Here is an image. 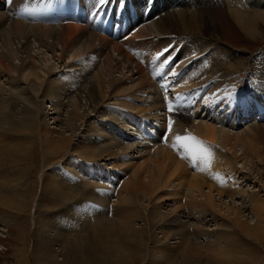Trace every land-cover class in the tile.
I'll list each match as a JSON object with an SVG mask.
<instances>
[{
	"label": "bare ground",
	"instance_id": "6f19581e",
	"mask_svg": "<svg viewBox=\"0 0 264 264\" xmlns=\"http://www.w3.org/2000/svg\"><path fill=\"white\" fill-rule=\"evenodd\" d=\"M5 1L0 0L1 8L2 5H5ZM153 1H151L154 3L153 7L162 2L161 0ZM227 1L232 21L241 30L245 31L247 35L256 38L264 32V0ZM32 2L34 3V0ZM214 2L217 3V1ZM71 3V1H67V9L71 7ZM30 4L32 5V3ZM61 4L60 2V5H57L58 9L56 6L52 7L51 13L53 15L57 14L58 16L59 14L64 17L65 13L61 10ZM26 5V0H11L8 11L0 14V36H7L8 39L11 37L26 39L28 28H30V30L32 29L41 36L39 45L47 46L51 38L52 43H54V45L51 44L52 47L60 45L62 52L68 46H78L76 52L69 55L71 59L77 57V55L79 56L82 52H91L98 45L104 46L109 43V40L101 36L93 27L89 24L85 25L87 21L84 20V13L89 6L86 2L83 5L81 0H75L73 6L77 5L78 9L74 8L73 10L76 22L70 21L65 25L60 24V26L49 27L27 22L25 18L29 19L30 14L38 13V15L33 16L35 18L41 14L37 12V7H32L34 10L32 13V11L30 12L31 6L25 9ZM40 6L42 5H39V8ZM206 11L191 9L168 14L153 23V27L150 29L155 31V33L157 32L161 37H166L169 33L189 36V43H192L196 48L197 46L200 49L202 48V50L204 47H209L211 43L214 44V49L210 53L212 56H207L205 59L209 63L208 68L203 65V62H200L201 64H198L199 68L197 69L198 75H195V77H204L205 80L195 83V79L190 78L186 81L193 85L200 84L201 87H204L206 82H213V87L216 88V91L211 92V95L217 94L215 97L217 98L216 101H213L215 106L216 103H222L229 95L236 94L234 88H237V86L232 85L230 87V85L233 81H237L236 75L239 74V71L243 69L254 71L251 68V63L248 62L249 58L246 56V59H244L245 54L226 45L217 31L219 28L218 21L213 18L214 15L212 16ZM13 13L17 15V19L13 16ZM155 13L153 12V14ZM30 19L33 20L32 18ZM127 26L129 29L131 28V24ZM138 35L141 37L146 36L147 38L149 34L140 31ZM203 35L209 36V40L213 39L214 42H207L208 38ZM45 36H49L48 38L46 37L47 41ZM159 39L156 40L161 43ZM147 41L145 40L144 43L146 44L151 40ZM25 42L27 46L29 39H26ZM46 42L49 43L46 44ZM5 43L3 44L4 46L6 45ZM161 44L163 47L161 49H166L169 46V44L164 42ZM23 46L25 45L23 44ZM112 49L122 55L121 61L128 63L131 59L129 53L124 52L123 44L113 45ZM129 49L132 51L130 47ZM159 51L160 49L157 52ZM135 52L136 49L134 54ZM138 56L141 59L146 58L139 53ZM156 57L158 56L156 55ZM7 60L8 57L5 52H0V63L4 66V69L0 68V78L4 76L3 73L5 74L6 71L10 70V65L6 66L4 63ZM107 60V63L112 62L111 58ZM161 60H158V63ZM168 60L170 61L169 67L174 65V57L172 58L170 55ZM151 62H149V65L143 64L141 61L133 64L134 72L136 70L135 75H137L138 86L148 89V98L144 101V107L133 106V104L130 106L131 104L126 105L127 102L125 103L126 108L136 110L134 112L135 116L130 114L128 116L122 113L123 111L118 112L116 107L112 110V106L103 105V98L106 93H104L101 82V74L95 79L88 73L80 75L79 78H83V80L77 84L74 83L75 80L73 78H68L64 83L55 87L52 86V83L48 84L49 86L43 85L39 101H34L31 96L24 98L15 91L9 92L7 85L2 83L0 79V204L8 205L12 197L18 196L20 190H17L12 184L15 181V179L12 181L15 176L9 179V173L13 169H18V171L31 170L27 163L33 158L36 151H39L36 147V139L41 134L40 137L43 142L41 146L45 157L44 166L50 163L47 154L57 157L65 154L67 162L63 160L67 165L71 166V172L75 173L72 174L67 171L61 176L58 172L51 171L44 179L41 178L43 179L41 197L45 200V203L52 205L51 207H56L61 203L65 204L64 208L53 209L54 211L48 212L42 220L47 224L48 231L43 229L46 234H38L35 246L46 264H129V261L136 254L147 259L148 264H251V262H253L252 264H260L264 261V256L261 255L262 252L257 246L260 244L262 248L264 247V197L257 192L251 195L250 205L257 220L253 224L248 223L247 214H245L243 206L236 205L238 202L235 195L240 193L241 189H239L238 184L227 183L224 169H230L228 173L236 170L235 165H237L239 157L243 159L242 162L244 161L245 165L249 164L250 154L254 151H257L254 156L260 162L264 161V124L256 123L249 126L253 128L252 131L255 137L251 132L248 133L243 130V132H233L232 128L219 125V121L225 120L227 117L232 119L233 125L237 124L236 120L239 114L230 113L231 103L227 110L219 107L221 109L219 114L214 110V118L210 117V119H204L203 121L200 119L201 122H197V124L191 122L192 125H189L191 120L189 111L183 106V103L173 102L169 105L166 97L162 95L159 89L160 82L154 79L155 76H151ZM117 63H120V61H117ZM108 65L110 66V64ZM109 66L108 69L110 68ZM105 68L107 67L105 66ZM180 68L183 72L187 66L181 65ZM188 68L190 67L188 66ZM158 72H160L159 69ZM166 72L165 69L163 71L165 73L164 76L167 75ZM163 73H160L159 76ZM167 73L169 74V72ZM132 75H134L133 72ZM256 75L258 76L256 80L260 81L261 84H258V87L254 84V89L257 92V88L262 87L259 93L257 92L260 95H258V100L253 105L247 106L246 104V107L243 108L244 112L250 113L248 115L251 118L250 121L254 120L251 117L252 114L255 115L257 112V116L260 118L264 117V58L260 72L258 71ZM227 79L231 83L229 86H224V80ZM185 82L182 79L174 82L175 92L179 91L178 88L185 86L187 83ZM75 84L78 85V88H76L78 89L77 97L68 109L67 118H62L61 110L65 105L64 98L72 92ZM113 86L111 88L118 94L121 89H117L115 85ZM239 95L241 96V93H238ZM220 97H223L220 100L222 102H219ZM228 98L230 99V97ZM187 101V103L194 105L198 110L202 104H205L204 102L194 103L192 95L187 97ZM206 101L208 102V98ZM43 102H53V107L49 114L54 116L50 118H54L52 123H63V125H60L62 130L55 128V126L56 130H54V128L51 129L50 124L46 125L47 121L44 122L46 117H43L45 112L43 113L42 110ZM124 102L122 101V103ZM247 107L253 109L254 112L249 111ZM162 111L164 112L162 113ZM93 112L97 119L100 118L98 120L100 122L98 124H95V122L92 124L86 123L88 116ZM115 113L116 115L114 116ZM137 114L140 115V118L136 116ZM248 121L249 119L246 120V122ZM85 123L87 126L85 141L90 145L88 150L72 146V140L77 136L76 132ZM121 125L126 130L130 127L128 130H132V132L129 133L139 141L136 146L137 151H141L143 156H147L141 164L139 163V166L133 169L132 163L122 158V155L127 154L134 146L132 143L125 144L120 140ZM170 125V132L167 134L166 132ZM174 127H178L181 132H178ZM187 130L189 132H186ZM177 138L178 140L176 141ZM192 138L197 144H203L207 148L206 151H201L200 154L191 157L192 155L188 153L184 141L188 139L196 143ZM209 148L210 150H208ZM71 152L78 153L76 155L79 158H86L88 162L95 161L98 157L105 155L109 156V159H117L115 166L121 168L124 175L128 174V177L120 186L118 185L120 181L118 174V176H113L114 178L112 179L114 180H109L108 178L110 177H103L100 174L99 178L101 177V179L97 178L98 176H94L96 179L101 180L102 183L96 181V183L89 184L86 183L88 179L83 182L82 176L85 177L87 169L81 166H78V168L74 165V161H76L74 159L75 154ZM231 154H233L234 158H231ZM29 164L31 165L32 163ZM17 177L19 178L20 176ZM91 179L92 177H90V181H94ZM16 181L19 180L16 179ZM18 184L16 183L15 186ZM168 186H171V192L160 191ZM1 191H5L7 196L2 194L3 192ZM216 195H218V198ZM20 196L22 194L19 195V198ZM112 196H116V199H111L117 202L113 204L114 206L111 209L108 197ZM225 196L233 200L234 203L231 202L233 204L230 205V203L228 204L227 201H224ZM183 197L186 198L185 203H181ZM156 200L164 202L170 200L175 202V204L173 206L171 204L169 209H164V204L151 207L150 205ZM145 201L146 204H144ZM94 202L96 203L95 206H93ZM240 203L243 204V202ZM223 205H225L226 209ZM143 209L145 210L143 211ZM223 209H225V216L233 219L231 222V219L228 222L222 220L220 229H223V233H219L220 231L214 232L207 228L204 222L206 221L205 217L213 215L214 219L221 220L215 212L217 211L221 215ZM140 220L145 221L142 223L145 224V227L142 224L137 226L138 222L141 223ZM156 229H160V231L157 232ZM0 231L4 232L5 229L0 227ZM159 233H162V236ZM171 238H174L173 245H168L167 242ZM204 247L205 249H203ZM209 258L213 260L212 263L208 262ZM250 260L251 262L249 263ZM133 263H136V261Z\"/></svg>",
	"mask_w": 264,
	"mask_h": 264
},
{
	"label": "rangeland",
	"instance_id": "374dc122",
	"mask_svg": "<svg viewBox=\"0 0 264 264\" xmlns=\"http://www.w3.org/2000/svg\"><path fill=\"white\" fill-rule=\"evenodd\" d=\"M32 1L33 0H26L27 5L25 6V9H28L29 6H31L30 12L32 11V13H33L34 10L32 7H37V12H39L41 15L36 16V18H35L33 16L38 15V13L37 14H30V16L28 14V16L30 18H32L33 20H31L30 18L29 19L25 18V20L29 23L32 22L30 24H39V25H42L43 27H47V26L49 27V26H56V25L60 26V24L65 25L70 21L76 22V20L74 18L75 13L73 12V10H74L73 4H74L75 0H59V1L58 0H56V1L55 0H45V1L43 0V2H41L42 0L41 1L40 0H34V3ZM67 1L72 2L71 7L69 9H67ZM81 1L83 2V5L85 2L89 5L88 8L85 10V13H84L85 14L84 20L87 21L85 23V25L89 24L91 27H93L101 36H103L104 38H107L109 40V43H107V45L105 44L104 46L98 45L96 47V49L95 48L92 49L91 52H82V54H80L79 56L77 55V57L71 59V56H69V55L76 52V50L78 49V46H76V47L68 46L67 49L64 52H62L60 45L57 47V45L55 44L56 46L52 47V45H54V43H52L51 38L49 39L50 43L46 42V44L49 43V44H47V46L39 45V43H40L39 38H41V36L36 34L32 29L30 30V28H28L29 29L27 31L28 34L26 35L27 36L26 39L27 40L29 39L27 46H26V42H25L26 39H24V38L19 39L16 37L15 38L11 37L12 39L11 38L8 39L7 36H5V37L0 36V52L3 51L7 55L8 60L4 61V63L6 64V66L10 65V70H11V72L9 70V71H6L5 74L3 73L4 76L1 77L0 79H1L2 83L7 85V88H9V92L15 91L18 94H21L22 97H24V98H27V96H31V97H33L34 101H39L40 97H41V90H42L41 87L43 85L49 86L52 83V86L55 87L58 84L64 83L66 81V79H68V78L69 79L73 78L75 80L74 83L77 84L78 82L81 83V81L83 80V78L82 79L79 78L80 75H84L85 73H88V75H90L91 77H93L95 79L99 74H101L102 75V76H100L101 82L103 84L104 93H106V96L103 98L104 99L103 105L112 106L113 107L112 110H114V108L116 107L118 112L123 111L122 113L135 116L134 112L136 110L134 111V110H131V108H126L125 103L127 102L126 105L131 104L130 106H132V104H133V106L138 105V106L144 107L145 106L144 101L148 98V93H147L148 89L146 90L145 88H141L140 86H138L137 75H135L136 70L134 72L135 68H134L133 64L141 61L143 64L149 65V62H151L153 59V61L151 62L152 65H151V70H150L151 76L152 77L155 76L154 79H156L158 82H160L159 89H160L162 95L164 97H166L167 103L169 105H170V103H173V102L174 103H180V104L183 103V106H185L187 111H189V115H190V119H191L189 125H192L191 122L193 124H195V123L197 124V122L199 123V122L203 121L204 119L208 120V119H210V117L214 118V114H215L214 110H216V112L219 114V111H221V109H219V107H223L225 110H227L229 108L230 104L232 103L230 113H233V114L238 113L239 114L238 115L239 117L236 120L237 124L233 125L232 119L230 117H227V118H225V120L219 121L220 122L219 125L221 124V126H226V128L230 127V128H232L231 130L233 132H235V131L240 132L242 130L247 131L248 133L251 132V134L255 137V134L252 131L253 128L249 127V126H251L252 124H256V123H260V124L263 123L264 124V117L260 118L259 116H257V113H258L257 112V113H255V115L252 114L251 117L254 120L250 121L251 118L248 117V115L250 113L244 112L245 110H243V108L246 107V104H247V106L253 105L258 100L257 97H258V95H260L258 93H259V90L262 88V87L257 88V92H258L257 93V92H255L256 90L254 89V84L257 85V87H258V84H261L260 81L258 82L256 80L258 78V76L256 74L258 71L260 72L261 64H262V61L264 58L263 57V55H264L263 54L264 53V32L256 38V37L247 35L245 33V31L241 30L239 28V26H237L232 21V17L229 14L230 10H229V3L227 0H213V1H217V3H215V2L213 3L212 0H161L162 2H159L158 5L155 7H153V5H154L153 0H113V1H115L113 3L114 8L120 6L119 3H122L121 6L124 7L123 19L120 22V32H118V34H116V35H114L112 33L113 31H111V30L108 31V29H106V31H103L102 28H100L99 26L97 27V25H94L91 23V18L89 17L88 14H90L93 11V9L98 8V4H99V2H101V0H81ZM108 1L109 0H104L103 4H101V5L104 6L106 3H108V5H111L112 0H110L109 2ZM151 1H153V2H151ZM198 1H200V2H198ZM218 1H220V2H218ZM60 2L62 3L61 4V10L63 11V13H65L64 17H63V15L58 14V16H57V14L53 15L51 13L52 7L54 8L56 6V8L58 9L57 5H60ZM30 3H32V5ZM211 3H212V5H211ZM138 4H140V6H138ZM39 5H42V6H40V8H39ZM3 6H4V8H3ZM9 7H10V5H8L5 1V5H2V8L0 7V10H2V11H0V14L3 13L4 11H8ZM76 7H77V5H76ZM146 9H148V13H149L147 15H145ZM191 9H193V10L194 9L207 10L206 12H208V14H211L212 16L214 15L213 18H215L216 21H218V23H219V26H218L219 28L217 29V31L219 32V35L222 37V40L229 47L245 54L244 59H246V56L249 58L248 62L251 63V68L253 69L254 72H256L254 74V72H252L249 69H247V70L243 69L242 71H239V74L236 75L237 81L236 80L233 81L232 84L230 85V87H232V85L237 86V88H234L237 95L236 94L229 95L228 97H230V99L225 95L227 97V99H225L226 101L224 100L223 102L220 101V100H222L223 97H220L219 102H222V103H220V104L216 103L215 106L213 104V101H216L217 98H215V97L217 94L211 95V92H214V90L216 91V88L213 87V85H214L213 82H206V83H204L205 86L201 87L200 84L193 85L192 83L186 81L190 78L195 79V83H199V81L205 80L204 77H198V76L195 77V75H198V70H197L199 68L198 64H201L203 62V65L204 66L206 65V67L208 68L209 63L206 62L205 59L207 58V56H212V55H210V53L214 49V44L211 43L209 45V47H207V48L202 46V47H204L202 50V48L200 49V47H198V46L196 48L192 43H189L190 37L186 36L184 34L169 33L168 36H166V37L162 36L161 37V35H159L157 32L155 33V31L151 30L152 29L151 27H153V23H155L158 19H160L162 17L164 18L168 14H174V13H178L182 10H191ZM153 12H156V13L153 14ZM105 13L108 14L107 12H105ZM152 14H153V16L151 17ZM86 15H87V17H86ZM13 16L16 17V19L18 18L15 13H13ZM106 17H107V15H106ZM95 19L96 18H93L92 20L95 21ZM100 21H101V23H103L102 20H100ZM129 24H131L130 29L127 26ZM138 26H139V28H137ZM140 31L143 33L147 32L149 34L147 36V38H146V36L145 37L139 36L138 33H140ZM203 36H205V38H208V40H206L207 42L208 41L214 42L213 39H210L211 41L209 40V36H207V35H203ZM46 37L48 38L49 36H45V40L47 41ZM159 37H161L160 38L161 40L159 39ZM187 37H189V38H187ZM142 38H143V40L145 39V40H148V41L151 40V41L150 42L147 41L148 43L145 44L144 43L145 40L143 41ZM212 38H214V37H212ZM156 39H159V41L161 43L164 42L166 44H169L168 48L161 49V48H163L162 44L158 43V40H156ZM167 39H168V41H167ZM114 41H115V43H114ZM166 41L169 43H167ZM4 42H6L5 46L3 45ZM207 42H205V44H207ZM157 43H158V45H157ZM23 44L25 46H23ZM120 44H123V49L125 48L124 52H126L127 54L129 53V56H131V59L129 60L128 63L125 61H121L122 55L118 54V52H116L115 50L112 49L113 45H120ZM147 44L149 45V47ZM124 45H125V47H124ZM159 45H161V46H159ZM129 47L132 49V51L129 49ZM135 49H136V52L134 54ZM158 49H160L159 52H157ZM161 51H163V52H161ZM165 51H166V53H165ZM138 53L142 54L147 59L146 58L145 59L139 58ZM156 55L159 58L156 57ZM166 55H167V57H166ZM170 55L172 58L173 57L175 58V62L173 61L174 65H172L171 67H169L170 61L168 60ZM109 58L112 59V62L109 61L110 63H107V61H108L107 59H109ZM138 58H139V60H138ZM160 59H162V60L160 63H158L160 61ZM117 61H120V63H117ZM166 61H168V62H166ZM154 62H156V63H154ZM153 63H154V65H153ZM176 63H177V65H176ZM108 64H110V66ZM158 64L160 66H156ZM179 64H181L182 66H187V68L189 66L190 68H188V69L186 68V69H184L185 71L182 72V70L180 68L181 65H179ZM105 66L107 68H105ZM108 66L110 67L109 69H108ZM132 66H133V68H132ZM155 67H157V68H155ZM0 68L4 69V66L1 64ZM130 69L132 70L134 75H132V72ZM158 69L160 72H158ZM165 69L167 72H169V74L166 72V74H167L166 76H168V77L164 76L165 73H163V71ZM51 70H52V72H50ZM154 71H155V73H154ZM160 73H163V74H161L159 76ZM154 74H156V75H154ZM207 75H209V73H207ZM242 75H244V76H242ZM251 75H252V77H251ZM162 76H164V77H162ZM182 76H184V77H182ZM186 77H187V79H186ZM240 77H242V78L240 79ZM181 79L183 82L186 81L188 83V85L185 82L186 83L185 86H182L183 88L180 87L181 90H180V88H178L179 91L175 92V89H174L175 83L174 82L181 81ZM169 81H171V82H169ZM10 82L14 83L16 85L11 84ZM15 82H17V83H15ZM189 83H190V87H189L190 90L188 89ZM230 83H231L230 80L227 79V80H224L223 85L229 86ZM236 83H238V84H236ZM76 84L74 85V89L72 90V92L71 93L69 92L70 94L64 98L65 105H64L63 109L61 110V117L62 118H65V117L67 118L68 109L71 107V104L73 103V101L77 97L78 89H76V88H78V85H76ZM263 84H264V82H263ZM113 85L117 86V89L118 88L121 89V91L118 92V94L114 91L113 88H111V87H114ZM185 88H187V89H185ZM219 88H222V87H219ZM211 89H212V91H211ZM217 90H218V88H217ZM75 93H76V95H75ZM197 93H198V95H197ZM238 93L239 94L241 93V96L239 95L240 97L238 96ZM242 93L244 94V96ZM232 94H233V92H232ZM189 95H192L194 103L198 104L199 102H204L209 107H207L205 104H202L203 106L201 105V108L198 110L197 108H195L194 105H190L189 103H187L188 102L187 97ZM234 96H236V97H234ZM207 98H208V102L206 101ZM235 98H237V99H235ZM122 101L123 102L125 101V102L122 103ZM227 101H228V103H227ZM52 104H53V102H43V104H42L43 113L45 112L44 113L45 116H43V117H46L44 122L47 121L46 125L50 124L51 129L54 128V126H55V128H59L62 130V128H60V125L61 124L63 125V123H60V122L58 124L52 123L54 121V118H50V117L54 116L52 114H49V112H51L52 107H53ZM248 110L251 111L252 113L254 112L253 109H251V108L250 109L248 108ZM118 112H116V113H118ZM163 112L164 111H162V113ZM116 113L114 114V116L116 115ZM94 114H95L94 112L90 113V115L87 118L86 123L89 122V124H92L93 122H95V124H98L100 122V121H98V120H100V118L97 119L96 116H94ZM136 116L138 118H140L139 114H137ZM134 119L137 120L136 118H134ZM200 119H201V121H200ZM248 119H249V121L246 122V120H248ZM86 123L83 124L84 126L76 132L77 136L74 137L72 140V146L75 148H82V149L88 150V148L90 146L88 144V142L85 141V137H86V133H87ZM55 128H54V130H56ZM128 129L126 130V129H124V127L122 125L120 126V132H121L120 140L125 144L132 143V145L134 147L130 151H128L127 154L126 153L123 154L122 158L125 160H128V162L132 163V165H133L132 169H133L134 167L136 168L137 166H139L141 164V162L144 161V159H146L147 156L146 155L143 156L142 155L143 152L139 151L140 152L139 153L137 151L138 149L136 146H137L139 141L136 139V137H132L133 135H131L129 133V132H132V130L129 131ZM175 129H177L178 132H181L178 129V127ZM168 132H170V130L169 131L167 130L166 133L168 134ZM186 132H189V131L187 130ZM190 132L192 133V131H190ZM122 133H123V136H122ZM167 134H166V136H167ZM40 136H41V134H39L37 136V139L35 138L37 140V141L35 140L36 141V147H37V150L39 149V151H36L35 155H33V158L30 159V161H28V163H27L29 165V169H31V170L27 169L29 171H18V169L17 170L13 169V171L15 173L13 171H12L13 174H12V172L9 173V175H10L9 179H12L14 176L15 177L20 176L19 178L14 177L12 179V181H14V179H15L14 183H12V184L14 185V187L17 188V190H20V191L18 192L19 193L18 196L12 197V199L15 202L12 199H10L9 200L10 202L8 203V205L0 204V227H3L5 229L4 232L0 231L1 232L0 233V264H46L45 262H43L41 254L38 253L36 246H35L36 241L38 239V234L42 235V233H44V230L48 231L47 230L48 229L47 224H45L42 220L45 218V215L48 214V212H50L51 210L54 211L53 209L57 210L59 208L65 207L64 203H61L56 207H51L52 205H47L45 203V200L41 197V195H42V192H41L42 186L41 185H42V180L45 178V176L47 174H49L51 171L52 172L53 171L58 172V174H60V175L61 174L63 175L67 171L71 172V170H70L71 166H69L65 163V161H66L65 154H61L58 157L54 156V155H53L54 156L53 157L52 155L47 154L48 157L47 156L46 157L49 159L50 163L47 164L48 166L47 165L44 166L45 157L43 155L44 151H42L41 145L43 144V142H42V139ZM177 140H178V138L176 139V141ZM193 143L194 142H192L188 139L184 141V144H185V147H186L188 153L190 155H192L191 157H194L196 154H200L201 151H206L207 148L203 144H197V142L194 144ZM202 146H204L205 148ZM208 150H210V148ZM256 152L257 151H254V152H252V154H250L249 164L245 165L244 161L242 162L243 159H241V157H239L237 159L238 163H237V165H235L236 170L229 171L231 173H228V170H230V169H227V168L224 169V171H225L224 175H226L225 179L227 180V183L228 184H234L235 183V184L239 185V189H241V190H240V193L235 195L236 201L238 202V203H236V205L238 204L239 206H241V205L243 206V210L245 211V214H247V219H248L247 222L252 223V224L255 223V221L257 220V217L251 209V205H250V200L252 197L251 195L257 192L260 196L264 197V161L260 162L258 160V158L254 156ZM71 153L75 154L74 159L76 161H74V165L77 167L81 166V167L87 169L86 170L87 173L85 174V177L82 176L83 182L86 179H88V180H86V183H89V184L92 183L93 184V183H96V181H98V183H99V181L101 182V180H98L94 177V176H98L97 178H99V174L102 175L103 177H110V178H108L109 180L110 179L114 180V179H112V178H114L113 176L118 174L120 177L119 178L120 181L118 182V185L120 186V184L122 185L124 180L127 179L126 177H128V174L124 175L121 168L115 166V163H117V161H116L117 159H114V158L109 159L108 158L109 156L105 155V156L98 157L97 160H95V161L88 162V159L86 161V158H79L76 155L78 153H76V152H71ZM227 153L230 154L229 152H227ZM231 155H232L231 158H234L233 154H231ZM29 163H32L31 164L32 166ZM253 164H254V166H253ZM109 165H110V167H109ZM30 166H31V168H30ZM68 167H69V169H68ZM25 172H26V174H25ZM117 172H119V173H117ZM72 174H75V173H72ZM90 177H92L91 180H94V181H90ZM21 178H23V179H21ZM41 178H43V179H41ZM16 179H18L19 181H16ZM99 179H101V177ZM20 180H22V181H20ZM15 182L17 184H18V182H21V183H19L17 186H15V184H16ZM240 182H242L243 184ZM119 186H118V188H119ZM16 188H15V190H16ZM164 188H166V189H164ZM164 188H162L160 191L169 193L172 190L171 186L164 187ZM1 192H3L2 194H5V196H7L5 191H1ZM115 193H116V191H115ZM21 194H22V196H20V198H19V195H21ZM15 197H17V198H15ZM216 197L218 198V195H216ZM111 198L116 199V196H112L110 198L108 197L110 208L112 209V206H114L113 204H116L117 201L116 200L113 201ZM16 199H18V200H16ZM144 199H142V200H144ZM224 201H227L228 204L230 203V205L234 203L233 200H231L230 198H228L226 196L224 197ZM157 202H159V203H157ZM182 202L183 203L186 202L185 197H183V199L181 200V203ZM231 202H233V203H231ZM240 202H243V204ZM94 203H93V206L96 205V203L95 204ZM144 204H146V201ZM162 204H164V209H169V208H171V204L173 206L175 204V202L170 201V200H167L165 202L162 200H158V201L156 200L150 206L152 207L153 205H162ZM223 206L225 208V205H223ZM225 209H223V211H222L223 213H221V215H220V213L218 214L217 211L215 212V214L219 215V218H221V220L214 219L215 217L213 215L205 217L206 221H204V222L207 225V228H209L210 230H213L214 232L220 231L219 233H223V229H220L221 228L220 223L222 222V220H225L226 222H228V220L231 219V218L225 216V214H224ZM144 210L145 209H143V211ZM231 221H233V219H231L230 222ZM144 222L145 221H143V220L141 221V223L138 222L137 226H141L140 224H142ZM142 226L145 227V224H142ZM39 227H40L41 231L39 230ZM156 231L158 232V231H160V229H156ZM44 234H46V232ZM159 235L162 236V233H159ZM244 239H245V236H244ZM173 242H174V238L173 239L171 238L167 242V244L173 245ZM257 248L260 249V251L262 252L261 255L264 256V247L262 248L261 245L259 244L257 246ZM203 249H205V247ZM135 261H136V263H133ZM208 262L212 263L213 260H211L209 258ZM250 262H251V260L249 261V263ZM252 263L253 262H251V264ZM129 264H148V260L144 259L143 256L136 254V256L134 258H132V260L129 261ZM260 264H264V261L261 262Z\"/></svg>",
	"mask_w": 264,
	"mask_h": 264
}]
</instances>
